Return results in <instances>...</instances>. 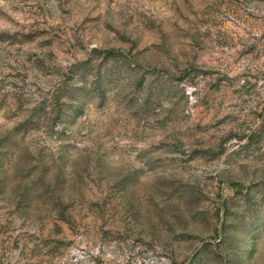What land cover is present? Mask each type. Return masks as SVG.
Instances as JSON below:
<instances>
[{"label": "rangeland", "instance_id": "obj_1", "mask_svg": "<svg viewBox=\"0 0 264 264\" xmlns=\"http://www.w3.org/2000/svg\"><path fill=\"white\" fill-rule=\"evenodd\" d=\"M0 264H264V0H0Z\"/></svg>", "mask_w": 264, "mask_h": 264}, {"label": "trees", "instance_id": "obj_2", "mask_svg": "<svg viewBox=\"0 0 264 264\" xmlns=\"http://www.w3.org/2000/svg\"><path fill=\"white\" fill-rule=\"evenodd\" d=\"M108 54H112V52H111V51H108ZM108 54H107V55H108Z\"/></svg>", "mask_w": 264, "mask_h": 264}]
</instances>
